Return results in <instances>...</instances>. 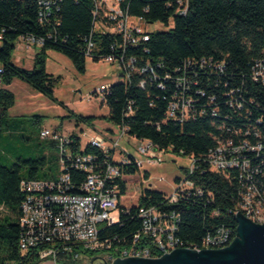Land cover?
Returning a JSON list of instances; mask_svg holds the SVG:
<instances>
[{"label":"trees","instance_id":"trees-1","mask_svg":"<svg viewBox=\"0 0 264 264\" xmlns=\"http://www.w3.org/2000/svg\"><path fill=\"white\" fill-rule=\"evenodd\" d=\"M38 1L0 0V62L5 69L0 86V141L6 130L20 126L17 120H7L8 110L15 103V95L7 86L15 78L51 97L62 81L60 75L46 69L49 49L67 55L80 71L86 68L89 42L93 43L90 57L95 61L111 54L124 56L126 62L136 58L129 76L122 71V78L111 84L105 93L109 109L106 118L116 126H125L130 136L148 139L162 150L194 156L196 168L188 177L202 192L199 194L191 189L190 194L181 197L177 203L169 204L166 193L144 186L138 203L129 208L121 204L119 222L107 226L104 234L112 237L115 244L127 246L142 229L139 208L156 206L179 214L177 236L186 244H201L208 232L220 226L231 228L234 240L238 225L235 210L241 199V183L236 171L210 170L206 155L222 133L220 127H250L264 134V122H258V119H264V82L252 79L255 63L264 64V0H123L124 10L148 23L161 21L168 25L173 20L170 29L149 32L148 41L137 46L128 44L125 48L121 34L94 28L95 0H61L58 8L55 7L51 16L42 22ZM23 35H34L45 41L37 48L32 69L12 60L15 41ZM189 59L197 64L202 59L207 64L223 63L225 69L202 73L197 89L205 95H197L195 91L193 95L200 98L198 108H206V112L181 122L168 118L167 107L176 91L175 78L182 74V67ZM207 71H210L209 67ZM167 73L171 74L170 79L166 78ZM141 82H144L143 86ZM232 88H241L242 95L248 99V118L246 109L238 115L226 104L227 93ZM212 96H216L215 102L209 101ZM216 107L219 114L215 116L213 110ZM229 113L233 118H226ZM73 117L76 127L81 123L92 126L97 119L85 115ZM36 120L40 117L36 116ZM73 137L77 140L75 145L80 144V138L76 134ZM249 137L253 142L257 140L253 132ZM50 141L58 151L56 142ZM84 151L95 152L101 159L104 156L101 150L90 145ZM261 155L264 156V150ZM130 160L123 166V172L135 175L140 168L133 155ZM49 163L54 165L49 166ZM60 169L58 152L53 159L46 156L18 158L9 165L0 160V264L7 261L38 264L35 249L24 253L19 246L20 206L24 198L20 183L23 179H54ZM71 174L77 183L85 177L84 172L76 169ZM144 176L150 177L147 171ZM120 184L121 194H125L126 182Z\"/></svg>","mask_w":264,"mask_h":264},{"label":"built area","instance_id":"built-area-1","mask_svg":"<svg viewBox=\"0 0 264 264\" xmlns=\"http://www.w3.org/2000/svg\"><path fill=\"white\" fill-rule=\"evenodd\" d=\"M59 1L61 0L38 1L41 22L51 16L55 7L58 8ZM122 1L95 0L94 28L103 32L121 34L123 48L128 44L137 46L148 41L149 31L139 24L143 18L133 16L124 10L121 6ZM1 40L0 34V42ZM44 42L43 38L23 35L15 41V48L37 49L42 47ZM92 49L93 43L89 42L86 50L87 57L91 56ZM104 60L118 63L120 70L124 71L127 77L129 69L134 65V60L136 62V58L126 62L124 56L117 57L115 54L104 57ZM207 66L210 71H207ZM224 69L223 63L207 64V61L202 59L197 64L196 61L186 60L182 67V74L175 78L176 91L167 107L168 118L182 122L202 116L206 108H198L200 98L193 95L194 91L197 95L204 94L201 89H197L200 76L204 72H223ZM4 70L0 62V86L3 85ZM171 77V74H166V78ZM252 79L264 82L263 62L255 63ZM141 85L143 86L144 82H141ZM110 87L111 84H102L100 89L94 92L102 93V103L106 104L105 93L110 90ZM241 91V88H232L227 93L226 104L238 115L246 109L245 115L248 118L249 101ZM209 101L215 102L216 96L209 97ZM213 114L215 116L219 114L218 107L213 110ZM225 116L233 118L231 113ZM258 122L263 123L264 119L260 118ZM116 127V129H107L104 135L95 133L91 127L81 128L79 134H67L65 130L50 128L41 130L42 139H51L56 142L61 169L54 179H23L20 183V189L24 193L19 218L21 250L26 253L35 249L38 264L79 262L91 253L102 251H110V255L104 260L113 263L116 258L137 256L158 258L177 248L219 249L231 244L233 234L231 228L227 226H220L215 231L208 232L201 244H186L177 236L179 214L175 211L161 210L156 206L139 208L138 215L142 220V229L134 235L127 246L115 244L112 237L104 234L103 231L107 226L116 224L120 220L119 217L117 222H111L112 213L121 211V204L129 208L122 203V199L128 195L130 180L134 176L123 172V166L131 162V154L125 152L123 159L116 157L121 153L119 151L121 141L125 136L130 135L125 126ZM220 129L223 130L222 133L216 137L215 146L206 155L209 169L223 173L236 171L241 183V199L237 209L251 220L264 223V156L261 155L264 150V134L260 130L253 131L250 127L235 125L227 128L220 127ZM252 132L257 139L255 142L249 137ZM73 134L80 138V144L75 145L77 140ZM81 137L87 139L84 144ZM138 140L141 141L137 147L140 157L134 156V159L139 168L144 162L152 165L163 162L162 153L167 151L160 149L148 139ZM88 145L101 150L104 153L103 158L101 159L95 152H85L84 149ZM190 159L192 162L187 167L184 177L175 180L174 191L166 195L169 204L177 203L181 197L190 194L191 189H195L199 194L202 192L188 177L194 173L197 163L194 156H190ZM75 169L85 173L81 183H77L76 178L71 174V171ZM142 176L145 177L144 174ZM121 181L126 182L125 194H121ZM142 182L140 181L139 184ZM238 210H235L236 216ZM4 264L15 263L7 261Z\"/></svg>","mask_w":264,"mask_h":264},{"label":"rangeland","instance_id":"rangeland-1","mask_svg":"<svg viewBox=\"0 0 264 264\" xmlns=\"http://www.w3.org/2000/svg\"><path fill=\"white\" fill-rule=\"evenodd\" d=\"M139 24L149 32H156L170 29L173 26V20L171 19L167 25L161 21L147 23L142 19ZM36 52L37 49L15 48L12 60L17 65L32 69ZM47 57V71L62 77V81L55 88L52 97L35 90L30 84L19 78H15L7 86L15 95V103L8 110L7 120L8 122L17 120L20 122V126L3 133L0 141V160L5 164L9 165L17 161L18 158L39 156H46L48 159L56 158L58 151L51 146V139L40 137V132L44 128L65 130L67 134H79L80 128L91 127L92 131L103 135L107 132V127L117 128L106 118L109 109L105 103H102V93L94 92L98 91L102 84H113L122 78L119 64L104 59L95 61L87 57L85 71H80L62 52L49 49ZM73 115L94 116L97 119L92 126L81 123L77 128ZM36 116L40 117L39 121L36 120ZM81 140L84 144L87 139L81 137ZM140 144V140L125 136L121 141L119 150L121 153L116 156L117 159H123L125 152L140 157L137 153V147ZM162 156V163L152 165L144 162L140 170L132 176L128 195L122 199V203L129 207L136 205L144 186L167 195L174 191L175 179L184 177L185 169L190 166L192 160L187 155H180L172 151L163 152ZM50 165L52 163H49ZM145 171L149 173L150 178L146 179L142 176ZM140 181L143 182L139 184ZM119 217L120 211H115L112 213L111 222H117ZM109 255L110 251L97 252L84 257L76 264H91L90 261L93 258L104 259Z\"/></svg>","mask_w":264,"mask_h":264},{"label":"water","instance_id":"water-1","mask_svg":"<svg viewBox=\"0 0 264 264\" xmlns=\"http://www.w3.org/2000/svg\"><path fill=\"white\" fill-rule=\"evenodd\" d=\"M238 210V209H236ZM236 237L231 244L219 249L194 250L177 248L158 258H116V264H264V223H257L237 212ZM95 257L91 264H103ZM115 264V263H114Z\"/></svg>","mask_w":264,"mask_h":264},{"label":"flooded vegetation","instance_id":"flooded-vegetation-1","mask_svg":"<svg viewBox=\"0 0 264 264\" xmlns=\"http://www.w3.org/2000/svg\"><path fill=\"white\" fill-rule=\"evenodd\" d=\"M89 256H91V255H89ZM117 261H119V260H116L115 262H113L112 264H116L117 263ZM103 264H109V261H106V260H103Z\"/></svg>","mask_w":264,"mask_h":264},{"label":"crops","instance_id":"crops-1","mask_svg":"<svg viewBox=\"0 0 264 264\" xmlns=\"http://www.w3.org/2000/svg\"><path fill=\"white\" fill-rule=\"evenodd\" d=\"M78 128V127H77ZM77 128H75V129H77ZM92 129V128H91ZM107 129H112V128H109V127H107ZM80 130H81V128H80ZM150 178V177H149Z\"/></svg>","mask_w":264,"mask_h":264}]
</instances>
